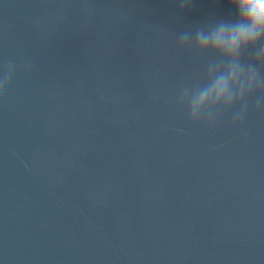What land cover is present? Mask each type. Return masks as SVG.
Returning <instances> with one entry per match:
<instances>
[{
	"label": "water",
	"instance_id": "95a60500",
	"mask_svg": "<svg viewBox=\"0 0 264 264\" xmlns=\"http://www.w3.org/2000/svg\"><path fill=\"white\" fill-rule=\"evenodd\" d=\"M183 2L0 0V264H264V94L201 102L236 13Z\"/></svg>",
	"mask_w": 264,
	"mask_h": 264
},
{
	"label": "clouds",
	"instance_id": "9594fccd",
	"mask_svg": "<svg viewBox=\"0 0 264 264\" xmlns=\"http://www.w3.org/2000/svg\"><path fill=\"white\" fill-rule=\"evenodd\" d=\"M230 5L235 20H219L185 32L179 38V47L216 57L207 65L205 83L200 88L201 102L213 96L217 101H227L229 107H246L253 95L264 94L260 71L264 66V0H230ZM187 7L184 0L181 9ZM250 50L254 62L245 63L242 58ZM262 102L264 95L256 99L257 108Z\"/></svg>",
	"mask_w": 264,
	"mask_h": 264
}]
</instances>
